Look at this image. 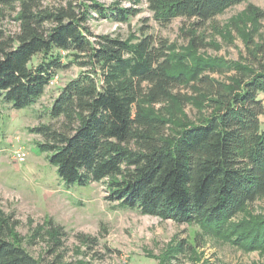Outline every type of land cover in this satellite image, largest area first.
<instances>
[{
  "label": "trees",
  "instance_id": "trees-1",
  "mask_svg": "<svg viewBox=\"0 0 264 264\" xmlns=\"http://www.w3.org/2000/svg\"><path fill=\"white\" fill-rule=\"evenodd\" d=\"M148 1L162 26L176 18L190 21L187 48L145 29L120 38L95 34L88 25L92 10L128 22L134 9L114 6L107 13L77 0H0L19 24L13 34L0 29V117L3 104L30 107L59 72L78 67L49 109L62 127L32 129L43 137L39 148L65 184L105 182L109 200L122 208L198 223L244 249L264 250V219L232 223L264 197V45L255 46L248 64L228 67L196 57L206 45L195 32L248 0ZM223 68L235 74L227 81L211 76ZM186 103L197 106L199 118L174 129L172 112ZM165 104L166 111L156 109ZM11 230L10 217L0 211V264H41L12 240ZM60 230L54 246L62 245Z\"/></svg>",
  "mask_w": 264,
  "mask_h": 264
},
{
  "label": "rangeland",
  "instance_id": "rangeland-1",
  "mask_svg": "<svg viewBox=\"0 0 264 264\" xmlns=\"http://www.w3.org/2000/svg\"><path fill=\"white\" fill-rule=\"evenodd\" d=\"M77 1L100 5L107 13L114 6L137 11L128 22H115L92 10L88 25L95 34L127 38L145 29L156 38L177 44L181 51L191 42L186 36L190 21L176 18L162 26L154 19L148 0ZM0 9V29L16 33V14L10 8ZM257 12L264 13V0H248L216 15L205 28L195 32L206 45L196 52V57L216 58L228 67L252 62L255 46L264 45V17L257 19ZM261 62L264 64V58ZM79 72L76 66L59 72L58 83L30 107L16 110L8 104L1 106L0 211L11 219L12 240L41 264H264L263 249H244L198 223H177L122 208L109 200L105 182L83 187L67 185L59 178L47 154L39 148L43 137L32 129L49 123L56 129L62 127L63 121L52 120L49 109L60 89ZM234 74V70L223 68L211 76L227 81ZM179 92L192 95L187 88ZM165 107L168 109V104L156 109L166 111ZM172 113L178 121L174 129L180 121L196 122L199 118V109L192 103ZM20 146L27 152L23 164L13 158L14 150ZM261 219L264 197L249 205L232 223L235 226ZM60 227L62 245L54 246L55 230ZM234 233L238 231L232 228Z\"/></svg>",
  "mask_w": 264,
  "mask_h": 264
},
{
  "label": "built area",
  "instance_id": "built-area-1",
  "mask_svg": "<svg viewBox=\"0 0 264 264\" xmlns=\"http://www.w3.org/2000/svg\"><path fill=\"white\" fill-rule=\"evenodd\" d=\"M66 53L63 52V55H65ZM59 81V75H56L52 81L50 82V87L55 86ZM17 142L19 143L20 138L18 137ZM13 158L17 163L23 164L26 162L27 159V152L25 151L24 147L20 146L17 149L14 150L13 152Z\"/></svg>",
  "mask_w": 264,
  "mask_h": 264
}]
</instances>
